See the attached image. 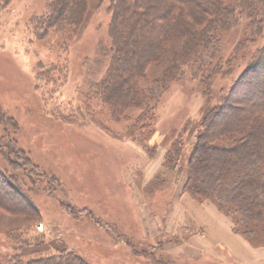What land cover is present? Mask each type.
Listing matches in <instances>:
<instances>
[{"label": "rangeland", "instance_id": "obj_1", "mask_svg": "<svg viewBox=\"0 0 264 264\" xmlns=\"http://www.w3.org/2000/svg\"><path fill=\"white\" fill-rule=\"evenodd\" d=\"M84 1V17L74 28L41 26L49 0H0V143L6 145L0 146V170L14 186L0 178V261L15 256L26 264L54 255L57 247L88 264H224L201 254L200 233L190 235L202 215L193 217L197 207L215 203L185 188L186 162L209 110L223 113L207 145L234 143L219 135L222 123L247 105L243 98L255 72L244 71L264 49V22L263 31L247 40L250 18L240 0H222L236 8V20L221 28L220 53L227 60L222 74L203 82L188 72L189 65L184 75L165 84L170 48H178L181 35L167 27L165 48L136 80L143 92L157 90L150 104L154 121L137 129L146 106L110 103L102 84L113 76L110 26L112 15L117 23L121 14L111 8L113 0ZM195 3L206 6L202 0ZM150 4H142L144 18ZM182 6H175L169 21L183 16ZM213 16L199 17L211 34L218 26L208 23ZM141 24L149 25L143 18ZM143 26L136 36L143 35ZM114 59L119 72V54ZM227 130L233 132L232 126ZM179 142L186 153L178 162L185 164L182 171L167 162ZM17 187L31 207L19 202ZM185 195L192 203L181 201ZM215 206L241 234L232 217Z\"/></svg>", "mask_w": 264, "mask_h": 264}, {"label": "trees", "instance_id": "obj_2", "mask_svg": "<svg viewBox=\"0 0 264 264\" xmlns=\"http://www.w3.org/2000/svg\"><path fill=\"white\" fill-rule=\"evenodd\" d=\"M49 1L48 12L43 19H40L41 26L79 27L85 14L84 0ZM145 1L151 3L148 18H144L141 12ZM202 1L206 5L205 8L196 4V0H113L111 8L113 11H119L121 16L116 23V17L112 15L110 37L113 45L110 49H113V76L108 74L102 84L107 85L104 87V94L110 103L121 102L125 107L146 106L137 120L138 125L135 126L137 129H148L154 121L153 106L150 104L157 90L152 88L143 92L136 80L143 75L145 65L158 59L157 54L165 48L166 42L163 38L168 29L177 30L181 35H179L178 48H170V55L168 54L165 84L167 80L171 81L184 75V67L189 65L191 66L187 68L188 72L194 77H200L203 82L217 74H222L223 65L227 60L220 53L221 28L225 29L227 24H233L236 20V8L225 5L222 0ZM178 3L193 10H187L182 6L183 16L169 21L168 18L171 17ZM239 3L242 12L250 18L251 35L247 38L249 40L250 37L258 36L263 31L264 0H240ZM210 12H213L214 16L208 23L218 25L213 34L202 26L203 20L199 18L201 14ZM195 14L199 16L195 18ZM142 18L148 22V27L141 24ZM141 26L144 27L143 35L138 37L135 32ZM118 54L121 60L119 72L115 63L116 58L114 59ZM263 61L264 49L260 54L252 57L250 61L252 66L249 65L244 71V75L255 72L253 79L247 83L248 89L251 90L243 98L247 107L245 106L240 113L235 110L230 116L228 115L231 121L222 123L223 132H220L219 136L234 143L224 146L207 145L206 140L217 133V116L223 113V110L221 113L220 111L218 113V110H209L201 120L192 154L188 161L186 159L185 181V188L195 196L203 200L210 198L221 211L231 216L237 232L262 246H264V80H262L264 72L260 73V66L264 65ZM253 85H257L258 88L254 93ZM230 125L233 132L226 133ZM0 146L6 145L0 143ZM175 146L167 156V162L172 163L173 167L179 166V160L186 154L185 151L183 152L181 142ZM8 148L9 152H12V145ZM194 157L198 159L197 163L193 161ZM184 167L185 164L179 166L181 171L185 169ZM0 178L8 181L9 186L14 189L13 179L7 177L1 170ZM17 188L19 192L15 195L19 202L24 203L27 208L31 207L21 194V189ZM0 207H4L2 202ZM19 209H22L20 212H24L26 208ZM55 250L57 253L47 256L45 250L41 249L39 252L46 254L30 259L26 264H88L67 248L56 247ZM0 264H25V262L13 256L0 261Z\"/></svg>", "mask_w": 264, "mask_h": 264}, {"label": "crops", "instance_id": "obj_3", "mask_svg": "<svg viewBox=\"0 0 264 264\" xmlns=\"http://www.w3.org/2000/svg\"><path fill=\"white\" fill-rule=\"evenodd\" d=\"M190 200L192 199L186 195L181 198V201H186L187 204L192 203ZM197 208L200 209L193 217L200 211L202 215L198 219L197 230L191 227L190 235H195L194 233L197 232L201 234L202 255L209 259H221L224 264H264V248H256L243 235L236 234L215 204L203 203ZM191 240H194V236H190Z\"/></svg>", "mask_w": 264, "mask_h": 264}, {"label": "built area", "instance_id": "obj_4", "mask_svg": "<svg viewBox=\"0 0 264 264\" xmlns=\"http://www.w3.org/2000/svg\"><path fill=\"white\" fill-rule=\"evenodd\" d=\"M38 229H39V230H40V229H43V225L40 224V225L38 226Z\"/></svg>", "mask_w": 264, "mask_h": 264}]
</instances>
